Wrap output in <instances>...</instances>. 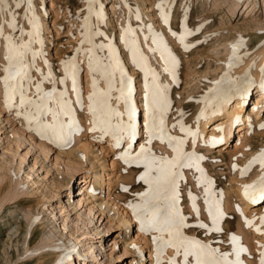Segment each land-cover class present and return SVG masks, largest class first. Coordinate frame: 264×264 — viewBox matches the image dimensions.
Segmentation results:
<instances>
[{
    "label": "rangeland",
    "instance_id": "rangeland-1",
    "mask_svg": "<svg viewBox=\"0 0 264 264\" xmlns=\"http://www.w3.org/2000/svg\"><path fill=\"white\" fill-rule=\"evenodd\" d=\"M51 1L32 0L29 4L24 0L21 6L16 8V0H9L11 7L5 6L6 10L0 11V25L4 35V41L3 36L0 35V82L3 84L0 83L2 86H0V111L2 110L0 154L4 149L6 153L3 157L11 162L13 169L19 170L23 177L32 174L39 188L37 190L39 194L36 193L35 197L47 199L50 196L57 217L53 221L49 211L43 210L44 201L38 202L39 204L35 202L33 209L43 210L45 222L37 225L30 244L44 232H52L54 237L60 238L62 233L68 231L69 234L71 232L73 234V238H70L73 249H84L87 244L93 245V253L99 258V262H96L95 258L88 259L89 264H138L139 256L134 250L125 246L132 237L139 239L143 246L147 244L144 247V264H197L195 255L185 259L183 247L178 251L175 243H164L173 239V230L163 225V217L167 215V211L178 210L180 237L184 238L185 242L199 241L201 245H206L211 255L203 257L204 259L215 260L220 264H264V237L260 232L253 230L254 225L257 224L252 223L254 215L250 218L253 213L264 214V199L260 201L246 199L244 190L240 196L235 184L239 178L242 179L239 177L242 172L241 176L250 180V175H256L259 173L258 170H261L260 167L264 166L258 159L264 152V101L260 116L251 126L244 127V123L240 124L243 128L238 130L237 127L225 141H210L212 130L210 125L202 134L200 138L202 141L198 139L200 132H197L195 140H191L192 127L196 121L194 113L197 112L200 101L210 89H215L220 77H224L226 73L228 75V69L233 66L225 65L227 57L236 55L231 63L235 64L238 61L239 69L243 64L246 65L247 61L250 65L258 61L254 52L259 48L260 42L264 41V0H256L249 6H247L248 0H240L244 2L242 4L239 2L237 6H234L233 0H54L55 6H52ZM113 3L118 7V12L110 9ZM170 6L172 7L169 8ZM13 13L15 23L17 22L16 31L10 34L9 25L4 18ZM99 13L103 14L100 16ZM166 16L167 20L164 19ZM34 19L37 21L34 22ZM41 27L42 29H39ZM130 28L131 31L128 30ZM129 33L133 34L134 57L129 53L130 48L127 44ZM181 35L185 37L183 41L180 39ZM42 45H45V49H42ZM10 47H14L11 48L12 52ZM237 47L240 51L236 52ZM7 52L11 54V59ZM42 55H45V58ZM253 55L255 59L253 58L250 63ZM125 62L128 63L127 66L136 84L131 99L136 100L137 125L140 130L133 142L129 143L130 146L127 145L129 140L124 137L119 146L109 149L108 141L103 137L104 135H97V130L102 128L101 119H105L103 121L105 123L109 115L112 125L128 117V104L121 103L118 98L122 86L121 70H124L122 66ZM116 64L119 67L114 70L113 66ZM246 66L249 68V65ZM250 67L253 68L252 65ZM18 71L22 72V76L16 74ZM6 76L9 77L7 85L2 81ZM60 77L66 83L70 79L75 81L74 87H68V98L77 111V115L75 113L72 120L74 123L72 128L79 126L77 120L89 118L87 121L89 124L85 123L89 127L84 126V129H88L82 135L84 134L85 139L87 136L88 142L91 141L92 145H90L93 146L91 151L96 155L97 170L102 169V161L105 158L109 163L115 164V168L111 167L113 165L107 166L108 172L117 173L111 189L112 196L118 199L120 206L122 205L121 209L125 211L127 209L130 214L131 211L134 213L131 216L126 211L127 216L134 219L127 233L122 227L121 229L112 225L107 220V216L99 213L98 210L94 214L93 221H87L84 225L77 214L86 210L85 207H81L82 205H78L81 199L79 194L81 186L85 185V174L78 172L75 177L70 178V187L63 185L60 187L58 180L63 182L68 175L62 160L65 159L64 156L62 159H57L54 147L53 151L48 153V158L44 154L43 157L37 147L30 150L29 140L26 139V142L24 139V142L23 137H20V141L15 140L18 138L15 134L16 128L21 126V131L34 138L35 142L41 143L44 138L43 141L53 144L46 136L41 137L37 129L44 126L43 119L46 113H39L40 116L35 117L34 123L23 121V125L22 110L25 109L29 114L36 109L25 104L21 105L23 109L16 113L13 105L3 107L2 100H8L4 94L9 93L11 89L14 92V102L21 104L19 98L21 91L25 90L23 93L27 98L35 101L39 98V103H45L48 97L44 94L52 93L48 98L50 99L48 102H51L53 100L51 98L54 97L53 91L57 88L63 94L62 101L66 102L68 98L64 97V88L57 83ZM22 78L29 81L26 83V88L23 86ZM110 80L112 90L109 93ZM38 84L42 89L40 93L34 89ZM150 84L154 93L159 87L162 96L168 101V108L163 112L162 117L159 107L155 111L157 128L160 119L163 118L164 121L163 139L160 138L159 132L151 140L146 133L149 124ZM30 85L34 88L29 87ZM256 91L257 86L249 97L252 103L258 95ZM93 93L96 94L95 112ZM105 93H108V96H105ZM38 96L46 99L42 102L41 97ZM254 105L251 108L249 106L248 111L246 108V115L251 113ZM109 108L112 110L111 113ZM116 112L123 113V116L116 115ZM84 129L82 127V130ZM169 137L177 139L168 142ZM179 140L184 141L183 145H179ZM18 143L20 145H17ZM224 143H227V146L223 148ZM104 145L107 149L100 151L99 149ZM142 146L149 149L157 158L165 157L169 160L176 157L177 153L173 148L176 149L177 146L181 148V153L192 154L183 158L185 164L191 166L178 168L180 175L176 178L175 205L171 209H167L168 202L164 199L158 202L151 201L155 207L145 205V197L142 194L149 191V184L140 177L147 172V169L143 163L126 162L123 157L126 149L129 150L130 156H135ZM21 153L26 154L25 157L20 156ZM194 154H197V157ZM35 160L37 165H34ZM159 162L158 160L157 163ZM2 164L0 163V166H3ZM29 182L30 180L27 183ZM104 188L106 195L108 188L106 185ZM6 190V185H0V199L3 198ZM168 195L169 199L173 196L172 192ZM7 201L9 202H6L0 211V264H8L10 260L13 264L16 262V264H40L41 262L36 260V255L30 257L31 259L19 258L23 250V236L28 228L24 213L20 209H27L29 205L27 203L17 205L12 200V202ZM135 204H140L142 209L135 210ZM146 207H149V210L146 211ZM244 207L246 210L242 212ZM154 212L161 218L160 223L153 222ZM18 223L21 234L12 232ZM93 229L99 232L88 234V230ZM77 237H80V240L82 238L83 241H75ZM52 257L54 258L52 254L50 257L47 255L45 261H52ZM74 264H78L77 261Z\"/></svg>",
    "mask_w": 264,
    "mask_h": 264
},
{
    "label": "bare ground",
    "instance_id": "bare-ground-1",
    "mask_svg": "<svg viewBox=\"0 0 264 264\" xmlns=\"http://www.w3.org/2000/svg\"><path fill=\"white\" fill-rule=\"evenodd\" d=\"M255 1L256 0H253V1L248 0L247 6H249L251 3L255 2ZM51 2H52V6H55L54 0H52ZM239 2L242 4L244 1L233 0L234 6H237V4H239ZM171 5H172V3H171ZM171 7L172 6H170L169 8H171ZM117 8L118 7L116 6L115 3H113L111 5V7H110V9L113 10L114 12H118V9ZM126 12L128 13V11H126ZM126 12H125V14H126ZM5 13H7V12H5ZM102 14L99 13L100 16ZM12 16L13 15L11 14L9 16H6V18H4L5 19V22L7 23V25H9L8 28H9V31H10L9 33L10 34L14 32V30L16 28V23H17L16 22L15 23V27H13V24H12ZM164 19H165V17H164ZM35 21H37V20L34 19V22ZM165 22H166V20H165ZM36 24H38V22ZM40 26H42V24ZM39 29H42V27L39 28ZM128 30L131 31L132 29L130 28ZM39 32H40V30H39ZM128 35H127V37H130V38L127 39L128 42H129L127 44H128V46L130 48L129 53L130 54H133L134 53V52H132L133 51V43H132V41H133V36L132 35L133 34L130 35V33H129ZM2 36H3V41H4V35H2ZM21 40H22V38H21ZM38 44H39V42H38ZM21 45H23V44L21 43ZM39 45H41V44H39ZM2 46L5 47L4 45H2ZM41 47H40V49H41ZM11 48H14V47H10V50L12 52V49ZM42 49H45V45L43 46ZM238 50L240 51V48L239 47H237L235 51L237 52ZM8 52H10V51L8 50ZM8 52H7V54H9ZM227 53H228V51H227ZM254 53H255V58L258 59V61L256 60L255 61L256 62L255 64H254V62H252L253 64H251V65L253 66V68L250 67L251 65L247 61L246 62L247 63L246 65H249V68H248V66H246L245 64H243L242 68L239 69L240 66L237 65L238 61L235 62L236 65L234 64V62L231 63V64H229L230 63V57L231 56L227 57V60L225 61V65L227 67H230L232 65L233 66L228 69V73L229 74L227 75V73H226V75H225L226 77L224 76L225 78L224 77H220L221 79L219 80V82H217V84L215 85V88L217 87L216 90H220L221 86H223L226 81L232 82V84H230V87L227 88L226 94H225L224 97H222V98L216 97L212 101V103L206 104L205 103L206 102V99L208 98V96L210 94V91L213 90V89H210L207 92V95L205 96V98L202 101H200L199 106H198V109H197V112L194 113L195 114V117H196L194 120H196V121H195V124L192 123L194 126L192 127L193 128V131H192L193 133H191L192 134L191 140L193 139V135L195 133L197 135V132H200L199 133V136H198V139L202 138V136H203L202 134H204V132L206 131L207 128H209V125H210V126H212L211 127L212 130H211V133H210V134H212V136L210 135L211 136L210 141L211 140L212 141L213 140L216 141L217 139H219L224 134L230 135V132L231 131L233 132L237 127H239L238 130L241 129V128H243V126H242L243 123L245 124L244 127L251 126V124L253 123V121H255L260 116V110L262 109V105H263V101H264V89H259V86L257 85V91L256 92L258 93V95H257L256 100L254 102L255 105L253 106L251 113L246 115L245 114V112H246V105H244V97L241 95L245 91L246 85H244L242 87H240V85H239L240 82L242 81V79L244 77H246V75H247V77H251L252 76L256 80L262 79V81L264 82V41H261L260 42L259 48L257 50H255ZM9 56H11V54H9ZM132 56L134 57V54ZM43 57L45 58V55ZM253 58H254V55L252 56V58L250 60V63L253 60ZM133 59L134 58H132V60ZM19 61H20V59H19ZM49 62L50 61H48V63ZM127 64L128 63L125 62L124 65L122 66L124 68V70H123V78H124V76H127V77L131 78L133 80L132 87L134 88L136 84H135V81L133 79V74L130 71V69L128 68ZM45 65H46V67L48 66L47 63ZM51 73H52V70H51ZM51 80H52V76H51ZM58 80L59 81H57V83H58V85H62V88H64V92H63L64 93V97H66V99H67L68 96H69L68 87H70V88L71 87H74L73 84H75L74 83L75 81H73V79H70L69 82L66 83L65 81H63V79L61 77ZM2 81H5V80H2ZM21 81L23 83L24 88H26L25 87V86H27L26 83H28L29 81H26L25 78L24 79L22 78ZM10 82H12V81H10ZM51 82H50V84L52 85ZM53 82H54V84H57L56 81H53ZM0 83L2 84V82H0ZM20 87H21V85H20ZM29 87H32V86L30 85ZM32 88H34V86ZM34 89L37 90V87L35 86ZM23 91H25V90H23ZM59 91H60V89L59 90H57V88L54 89V91H53V96L54 97L51 98V99H53V100H51V102H48V100L50 101V99H48V98L47 99L45 98L47 101L44 99L45 100V103L44 104L46 105V108L47 109H51V111H44L46 114L44 116L45 118L43 119V125H52V124H55V123H57V119H58L59 120V123H61V124H63L65 126L64 134L63 135H56V134H54L52 132L51 129L45 128L43 126H40V127L37 128L40 131V133L38 131H37V133H39V135H41V137L46 136L47 139H49L48 141H51L53 144H51L50 142L47 143V142L43 141L44 138L42 139V142L41 143H37V142H35V139L34 138L30 137L29 135H28L29 137L27 135H25L23 133V131H21L22 129H21V126H20V127L16 128L15 134L17 135L18 138H15V140L18 139V141H20L19 140L20 137H23V141H24V139H25L26 142H27V140H29V143L31 144L30 150H31V148L37 147L40 150V153L42 155L44 154L45 157L48 156V153L54 147L56 148L55 150L57 152L56 153V158L57 159H59V158L62 159V157L64 156V158L66 160L65 159H62V160H64V164H65V166L67 168L66 172H68L66 174H68V175L65 178V181L62 182V181H59L58 180V182H59L58 183V186L60 185V187H61V185H63V187L64 186L65 187H70V178L71 177H75L78 172L85 174L84 175L85 185L81 186V190L79 192V194L81 196V199L78 202L79 203L78 205H80V206L82 205L81 207H85L86 210L83 211V212L82 211L81 212H78V214H77V216L79 217V219L80 220L82 219V222H83L84 225L87 223V221L88 222H92L93 221L94 214H95L96 210H98L99 213L104 214V216H107V220H109L112 223V225H115L117 228H121L122 227L124 230H126L124 232L127 233L130 230L131 224H132V220H134V219L133 218L131 219V217H128L127 216V213H126L127 209H126V211L123 210V208L121 209V206L122 205L120 206L118 199H116L115 197L112 196L111 189H112V186H113L114 181H115L114 178L117 177V173H115L114 171L111 172V173L108 172V169H107L108 167L107 166L108 165H110V166L113 165L111 167L112 168L113 167L115 168V164H112L114 162L109 163L107 161V159L105 158L102 161V164H103L102 169L101 170H97V167L95 166V163H96V155L93 154L92 151H91V148L93 147V146H91L92 145L90 143L91 141L88 142L87 141L88 140L87 139V136H86V139H85L83 137L84 134L82 135V133H85L84 131L86 129H88V128L84 129L85 128L84 126H87V125H85V123L89 120V118L87 117L84 120H80V121L76 119L77 120V125L79 124V126H76L78 129L75 126L72 128V126H73L72 124H74L72 120L74 119L73 117L75 116V113L77 111L75 109L74 104L72 103V101L69 100V98H68V101L66 100V103H65V101H62L63 99H61V97H63V94H62L61 91L60 92ZM13 93L14 92L12 91V100H11V103H9V101L7 99L6 100L4 99V100H2V102H3L2 105H3V107H10V106L13 105L16 108L15 111L17 113V112H20L23 109V107H21V104H19V102H17V103L14 102V100H13ZM31 93H33V92H31ZM8 94L9 93L4 94V95L8 97ZM71 96H73V95H71ZM234 96H236V98H233ZM38 97H42V96H38ZM119 97H120V93L118 95V98ZM71 98H73V97H71ZM131 98H132V95H131ZM20 99L21 98H19V101H21ZM38 99H36V100L38 101ZM133 99H131V107L133 109V112H136V105H135V103H136L135 101L136 100L135 99L133 100ZM40 100H41V98H40ZM234 100H236V101H234ZM230 101H232L231 104H230ZM233 101H234V104H232ZM42 102H44V101H42ZM76 102H78V101H76ZM120 102L121 103H126L124 100H121V99H120ZM37 103H39V101ZM25 106H27V104ZM217 107H219V109L221 110L220 111L221 113L219 112V110H216ZM33 108H35V107L33 106ZM247 110H248V107H247ZM29 111H31V110H29ZM53 111H55L57 113V116H53ZM39 113L40 112H38L37 110H35L34 112L31 113L32 115L30 117V115L27 114V112L25 111V109H23L22 110V114L23 115L21 114L22 115V119L20 117L22 124H23V121H25V123H31V122L34 123L35 122V117L36 116L37 117L40 116ZM76 115H77V113H76ZM82 118H84V117H82ZM235 118H238L239 119L238 124L230 131L231 123L233 122V120ZM101 120H102L101 125L102 124L103 125L101 126L102 128L100 130H97V132H98L97 135H100V134H101V136L104 135L103 137H105L106 140L108 141V144L107 145L109 146L108 147L109 149L116 148V146L114 145V143L117 142V138H116V136L113 135V130H106L107 125H106V123L103 122L105 119L104 120L101 119ZM194 120H193V122H194ZM78 122H80V123H78ZM120 122L121 121H119V123ZM123 122L125 124H127L129 122V117H125V119L123 120ZM87 123L89 124V122H87ZM97 123H95V124L97 125ZM119 123H117V124H119ZM132 123L134 124V126H137L138 127V125H137V117L134 114H133V118H132ZM240 124H242V125H240ZM75 125H76V123H75ZM98 126L100 127V125H98ZM82 127H83L84 130H82ZM87 127H89V126H87ZM90 127H92V125H90ZM94 127H97V126H94ZM198 127H200V129H198ZM92 129H93V127H92ZM81 130H82V132H81ZM90 130H91V128H90ZM93 130L95 131V129H93ZM139 130L140 129H138V131ZM146 130H147L146 131L147 135H149L148 129H146ZM124 137H126L127 140H129L127 142L128 143L127 145H129V146H130L129 143L130 142H133V140L135 139V138L133 139V137L130 136L126 131L122 134V139ZM200 141H202V140L200 139ZM15 143H17V142H15ZM70 143H72V144H70ZM17 145H20V144L18 143ZM51 145H53V147ZM191 145H192V143H191ZM226 146H227V143H224L223 144V148L226 147ZM103 149H105V150L107 149V148H105V145L102 146L99 150L102 151ZM238 149L240 150V148H238ZM12 150H14V149H12ZM126 150L124 151V153L125 152L126 153L129 152V150L128 151H126ZM173 150H176L175 147L173 148ZM209 150H211L210 147H209ZM5 153L6 152L3 149V153L0 154V161H1L0 163H3L2 164L3 166H0V185L1 186L2 185H6V189L7 190H6V193L4 194L3 198L0 199V211H1L2 207L4 206V204H6V202H9L7 200H10V201L12 200L17 205H19V204H23L24 205V203H27L29 205V207L27 209H20L24 213V216H25V219H26V223L28 225V228L26 229V233L23 236L24 237L23 246H22L23 247V250H22V254L19 255V258H22V257H27V258H30L31 257L32 258L33 255H36V258H37L36 260H39L42 264H74L75 261H77L78 264H89L88 263L89 262L88 259L89 260L90 259L93 260L94 258L96 259V262H99V260H98L99 258H97L96 254L93 253V251H94L92 249L93 248V245H88L86 243L87 245L84 247V249H78V248L76 249L75 247H74L75 249H73L71 247L72 242L70 241V238H73L72 237L73 236L72 232H71V234H69L68 231L67 232H64V233H62V236H60V238H59V237H54V235L52 234V232L51 233L50 232L48 233V231L46 230L47 232H44L43 234H41L40 237H38L37 240H35L32 244H30L31 236L33 235L34 231H36L35 228L37 227V225L42 224L43 222H45V220H44V216L45 215L43 214V210H48L49 211V214H50L51 219L53 221H55L57 219V217H56V214L54 213V208L52 207L53 205H52V202H51V197L48 196L47 199L42 198V197L41 198H38V197L36 198L35 197V194L36 193L39 194L37 192V190L39 189L38 188V185H37V180L34 177H32V174H30V173L28 175H26V177H23V175L20 174V171L19 170L15 171L16 169L15 170L13 169V167L11 166L12 165L11 162H9L8 160H6L3 157V155ZM183 153H185V152H182V154ZM22 155L25 157L26 154H22L21 153L20 156H22ZM44 155H43V157H44ZM196 155L197 154H194L195 157H197ZM47 158H46V160H47ZM183 158H184V156L182 155L181 156V159H183ZM184 159H183V161H184ZM198 159H199V157H198ZM36 161L37 160H35L34 165H37L36 164ZM201 162H203V161H201ZM54 163H56V162H54ZM194 163H197V162H194ZM260 169L261 170H258L259 173H257L256 175L255 174H253V176L250 175V180H246V179L243 178V176H241L243 174V172L239 176V177H242V179H240L238 177L239 180L235 184L237 186L236 187L237 193H239L240 196H242V194H243L242 191L244 190V195H246V199H247V197L249 196L248 194L250 193L249 190H253L254 187H250L249 189H247V193H246V187H243V184L245 182H248V181L255 182L262 174H264V166L263 167H260ZM240 173H241V170H240ZM240 173L238 172V174H240ZM234 174H235V171H234ZM56 175H59V174H56ZM247 179H248V177H247ZM29 180L31 182V185L30 186H29V183L30 182L27 183ZM60 180H62V179H60ZM233 180H235V178ZM104 185H106V187L108 188V191H107V194L106 195L104 193V189H105L104 188ZM91 186H92V189H90ZM242 187L245 188V189H242ZM43 201H44V203H43L44 209L43 210L33 209V204L35 202L38 203V202H43ZM246 203H247V206H248V202H246ZM74 207H76V206H74ZM135 210H138V209H135ZM245 210H246V207L242 208V212L245 211ZM40 213H42L43 215L39 216ZM131 213L132 214H130V213L129 214L132 216L134 213L132 211H131ZM255 214L256 213H253L250 216V218L253 215L256 216L255 218H253L254 216L252 217V223H257V224L254 225V229L253 228L252 229L255 230V231H257V232H260L263 235V237H264V214H258V215H255ZM94 221H95V219H94ZM247 221H249V220H247ZM19 226H20V223H18L17 226H15L13 228L12 232L13 233H16L17 232V234L18 233L21 234V230L19 229ZM88 226H89V224H88ZM108 227H110V224H109ZM64 228H66V225L65 224H64ZM75 229H77V228H75ZM93 230H95V231H93ZM93 230H88V234H90L92 232H99L96 229H93ZM82 235H83V233H82ZM139 236H140V234H139ZM125 239H127V237ZM77 240H78V242L83 241L82 238L80 240V237L75 238V241H77ZM145 245H147V244H145ZM145 245L143 246L141 244V241L139 239H133L132 237L127 241V245H125V246H127V249H128V247L131 248V250H134V252L137 254V256H139V258L137 260L138 261V264H144V261H145V259H144V251H145V248L144 247H145ZM127 249H126V251H127ZM66 251H69L70 252V255H64ZM50 254H52L54 256V258L52 257L53 258L52 261L49 260L48 262H46L45 260L47 258V255H49V257H50ZM86 258H87V260H86ZM16 263H14V264H16ZM8 264H13V263H11V260H10L8 262Z\"/></svg>",
    "mask_w": 264,
    "mask_h": 264
},
{
    "label": "snow or ice",
    "instance_id": "snow-or-ice-1",
    "mask_svg": "<svg viewBox=\"0 0 264 264\" xmlns=\"http://www.w3.org/2000/svg\"><path fill=\"white\" fill-rule=\"evenodd\" d=\"M24 0H16L15 7L19 8L21 6V3H23ZM32 0H27V3L31 4ZM5 6L11 7V4L9 3V0H0V11L6 10ZM167 20V16L165 17ZM12 24L13 27H15V14L13 13L12 16ZM0 35H2V25H0ZM184 36L181 35L180 39L183 41ZM9 40L11 41V37H9ZM235 47V46H234ZM135 55V54H134ZM11 59V56L9 57ZM167 59V57H166ZM114 70L119 67L118 64L114 65ZM167 71V69H166ZM17 75L22 76V72L18 71L16 73ZM121 88L120 91V97L119 99L124 100L128 104V117L129 122L125 124L123 120L119 124L112 125L111 124V116L109 115L106 118V130H113V135L117 138V145L119 146L120 140L122 138V134L126 131L130 136H135V126L132 123L133 118V109L131 107V86L130 84H125L123 80V71L121 70ZM9 77H5V83L8 84ZM152 85H149V104H148V111H149V124H148V131H149V137L150 140L153 138L157 132L160 134V138H164V121L163 118L160 119L159 122V128H157L155 120V111L156 108L159 107L161 110V117L164 111L168 108V101L166 97H163L159 87H157L156 92L154 93L152 91ZM22 88V86H21ZM112 90L111 80L109 85V93ZM37 91H42L41 86L37 85ZM105 96H108V93L104 94ZM45 97L50 98L52 96V93H45ZM8 101L11 103L12 100V93L11 89L9 90L8 94ZM159 98V99H158ZM92 99L94 101L93 111H96L95 108V100H96V94H92ZM44 100V97H41V101ZM21 105H30L34 106L38 112L43 114L44 111H51V109H47L46 105L44 103H37L35 100H31L27 98L23 91H21ZM66 103V102H65ZM106 104V101H105ZM111 109L109 108V113H111ZM66 114V113H65ZM118 116H123V113L116 112L115 113ZM31 117V113L29 114ZM53 116H57V113L53 111ZM43 127L49 128L52 130V132L56 135H63L65 126L61 123H59V120L57 119V123L52 125H44ZM175 137H169V141L176 140ZM184 141L179 140V145H183ZM176 157L172 158L171 160L165 158V157H159L157 158L154 154L150 152L149 149L145 147H141V150L139 153H137L135 156H130L129 153L124 154V158L126 162L131 161L133 163H143L145 165V168L147 169V172H145L144 175L140 177V179L144 180L146 183L149 184V191L142 194L145 199V205L150 207H155L154 204H151V201H159L160 199H164L167 203V209H171L175 205V190L177 187V177L180 175V172L178 171V168H182L185 166H191L190 164H185V162L181 159V156L189 157L192 154L191 153H181V148L179 146L176 147ZM260 162L264 164V152L260 154L258 157ZM160 161L157 163V161ZM155 172V175H152V173ZM261 194L260 198L264 199V177H261ZM246 187V193L247 189L250 187H254L253 185H248ZM172 192L173 196L171 199H169L168 193ZM166 209V211H167ZM146 211L149 210V207H146ZM153 222L154 223H160L161 218L157 216V214L153 213ZM178 210L177 212H171L167 211V215L163 217L162 223L164 226L170 228L173 230V239L165 241V244H172L175 243L178 251L181 247L184 249V256L187 260V257L190 255L196 256L197 264H220V262L215 260H208L204 259L205 256H210L211 252L207 250L206 245H201L199 241H192V242H185L184 238L180 237L179 234V222H178Z\"/></svg>",
    "mask_w": 264,
    "mask_h": 264
}]
</instances>
